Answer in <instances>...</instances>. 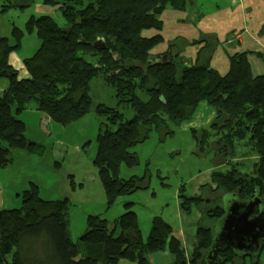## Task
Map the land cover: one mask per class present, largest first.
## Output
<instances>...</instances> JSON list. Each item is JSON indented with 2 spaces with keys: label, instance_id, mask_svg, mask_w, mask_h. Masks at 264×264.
Here are the masks:
<instances>
[{
  "label": "trees",
  "instance_id": "trees-1",
  "mask_svg": "<svg viewBox=\"0 0 264 264\" xmlns=\"http://www.w3.org/2000/svg\"><path fill=\"white\" fill-rule=\"evenodd\" d=\"M190 1L44 0L57 7L64 25L45 16L25 23L30 31L35 28L39 40L38 48L22 62L25 78H18L7 59L18 48L22 32L14 28L13 45L0 37V74L4 75L0 78L8 82L0 93V141L7 144H0V166L11 160L10 147H35L26 141L25 124L17 118L28 101L34 100L52 121L70 124L88 112V84L100 75L118 103L133 110L131 119H124L115 109H98L114 127L98 134L93 160L101 166L98 176L107 207L122 195L148 188L145 175L119 176L120 165L132 168L137 163L131 148L146 140L152 128L168 134L167 122L190 120L200 103L211 108L214 116L207 127L194 130L198 152L211 154L215 169H226L211 173L215 187L206 184L200 195L180 196L181 208L188 213L192 205L217 221L224 197L264 199V74L254 76L247 54L240 53L229 58L227 72L220 75L209 66L217 45L209 35L195 42L204 46L194 67L180 70L169 48L150 53L161 42L160 35H142L160 31V15L166 10L185 11ZM175 41L169 47L178 44ZM97 43L101 49L93 47ZM255 56L264 62V54ZM211 135L214 141L208 138ZM205 192L211 198L204 200ZM69 204L68 198L55 203L42 200L30 184L20 207L0 209V264H117L121 259L151 264L146 254L161 251L167 241L171 264H200L212 237L210 228L198 227L193 250L185 254L170 226L154 216L143 242L130 210L132 203H127L112 223L87 215L84 232L74 241ZM220 256L224 264H235V258L240 264L244 261L230 251Z\"/></svg>",
  "mask_w": 264,
  "mask_h": 264
},
{
  "label": "rangeland",
  "instance_id": "rangeland-1",
  "mask_svg": "<svg viewBox=\"0 0 264 264\" xmlns=\"http://www.w3.org/2000/svg\"><path fill=\"white\" fill-rule=\"evenodd\" d=\"M41 16L50 17L60 27L64 25L57 7L45 4L44 0H0V37L13 45L14 28L22 32L18 48L7 58L17 71L18 78L26 74L23 60L30 57L39 45L35 28L30 31L25 23L31 17ZM6 84L7 80L0 78V92ZM87 94L90 99L88 112L64 126L39 111L34 100L24 105L17 118L25 124L26 141L34 143L35 147H10L11 160L0 166V209L20 207L30 184L37 187L38 196L46 202L55 203L68 198L69 231L75 241L84 232L87 215H99L112 223L124 212V206L132 203L130 210L137 216L140 233L144 226L148 228L147 234L142 236L143 242L148 237L153 217L159 216L170 226L180 248L189 255L196 242L197 228L208 227L213 232L217 222L192 205L188 213L180 206V196H192L197 192L196 195H200L202 186L199 188L198 184L207 182L205 171L213 168L212 155L198 152V138L194 130L207 127L214 112L200 103L190 120L179 124L167 122L168 134L152 128L146 140L131 148L137 158L136 165L132 168L125 165L119 167L122 178L147 176L148 188L122 195L107 207L98 176L101 166L94 164L93 160L98 134L114 127L108 115L98 109H115L124 119H131L133 110L127 104L118 103L114 90L104 83L100 75L90 80ZM208 138L214 141L212 135ZM0 144L4 143L0 141ZM225 167L216 168L215 172L225 170ZM210 180L211 176L208 183ZM211 186L213 188V184ZM202 198L211 197L205 192ZM218 203L221 204V201ZM146 258L151 264H166L173 260L168 251V241L161 251L147 253ZM121 260L122 263H119ZM121 260L117 264H137L136 261ZM234 261L240 264V259L235 258ZM254 263L264 264V247ZM254 263L249 258L243 261V264Z\"/></svg>",
  "mask_w": 264,
  "mask_h": 264
},
{
  "label": "crops",
  "instance_id": "crops-1",
  "mask_svg": "<svg viewBox=\"0 0 264 264\" xmlns=\"http://www.w3.org/2000/svg\"><path fill=\"white\" fill-rule=\"evenodd\" d=\"M159 19L162 23L160 31L148 30L142 35L146 38L160 35L161 42L150 53L161 54L169 48L174 65L178 69L187 70L194 67L197 52L204 46V42H195L202 36L209 35L217 40L209 66L220 75L223 76L227 72L229 58L240 53L247 54V61L254 76L264 74V62L255 56L264 54V0H191L185 11L166 10ZM175 40L178 44L174 43L169 47ZM26 76L27 74H24L21 78ZM7 85L8 82L1 92ZM214 171V167L205 171L207 182L198 184L199 188L211 184L208 180ZM196 194L198 192L193 196ZM147 232L148 228L144 226L141 237ZM172 237L177 240L173 235ZM246 258H243L244 261ZM171 260L166 264H170Z\"/></svg>",
  "mask_w": 264,
  "mask_h": 264
},
{
  "label": "water",
  "instance_id": "water-1",
  "mask_svg": "<svg viewBox=\"0 0 264 264\" xmlns=\"http://www.w3.org/2000/svg\"><path fill=\"white\" fill-rule=\"evenodd\" d=\"M100 48V44H93ZM0 76H4L0 74ZM222 216L217 220L210 244L200 264H224L220 254L230 251L241 259L258 258L264 247V199H223Z\"/></svg>",
  "mask_w": 264,
  "mask_h": 264
},
{
  "label": "flooded vegetation",
  "instance_id": "flooded-vegetation-1",
  "mask_svg": "<svg viewBox=\"0 0 264 264\" xmlns=\"http://www.w3.org/2000/svg\"><path fill=\"white\" fill-rule=\"evenodd\" d=\"M227 198V197H226ZM223 199H225V197L223 198ZM222 199V201L224 202V200ZM207 202V201H206ZM250 259V258H249Z\"/></svg>",
  "mask_w": 264,
  "mask_h": 264
},
{
  "label": "clouds",
  "instance_id": "clouds-1",
  "mask_svg": "<svg viewBox=\"0 0 264 264\" xmlns=\"http://www.w3.org/2000/svg\"><path fill=\"white\" fill-rule=\"evenodd\" d=\"M27 78H31V77H30V74H29V76H28Z\"/></svg>",
  "mask_w": 264,
  "mask_h": 264
}]
</instances>
